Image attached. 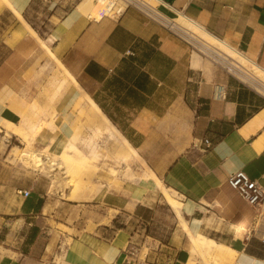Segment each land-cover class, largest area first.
Here are the masks:
<instances>
[{
  "label": "crops",
  "instance_id": "crops-1",
  "mask_svg": "<svg viewBox=\"0 0 264 264\" xmlns=\"http://www.w3.org/2000/svg\"><path fill=\"white\" fill-rule=\"evenodd\" d=\"M8 1L48 50L30 32L11 34L18 21L0 0V49H6L0 57V120L14 96L25 98L28 80L54 72L59 61L175 192L179 213L158 191L175 223L166 240H156L144 264H264V217L255 218L227 183L231 173L243 170L264 188V148L254 150L264 137V96L199 59L133 8L92 18L80 8L85 0ZM149 1L166 6L171 16L182 14L264 70V0ZM199 74L200 83L193 78ZM217 85L221 99L213 97ZM62 91L60 104H73L76 113L69 119L68 105L61 113L60 130L67 137L86 124L80 113L85 104L73 85ZM257 119L261 125L246 135ZM205 139L212 142L208 149ZM104 162L109 171L111 160ZM98 182L95 195L73 205L74 211L84 206L86 213L79 208L68 222L70 210L49 195L40 178L21 189L0 178V264H135L131 249L137 234H149L158 222L160 199L149 196L156 184L153 179ZM65 236L71 237L62 249Z\"/></svg>",
  "mask_w": 264,
  "mask_h": 264
},
{
  "label": "rangeland",
  "instance_id": "rangeland-1",
  "mask_svg": "<svg viewBox=\"0 0 264 264\" xmlns=\"http://www.w3.org/2000/svg\"><path fill=\"white\" fill-rule=\"evenodd\" d=\"M93 2L97 3V0H93ZM114 4L116 7L118 5V2H114ZM102 13L105 14L104 11H102ZM106 14L111 17L117 16V14L113 12ZM5 15L7 18L11 19L7 13ZM41 17L44 18V14H41ZM98 17L99 15L96 17L92 16V18H98ZM174 17L176 18L178 16L176 15ZM17 21L18 24L19 20L17 19ZM23 31L26 30H22L21 32ZM7 42L10 41L8 40ZM5 51H6L5 48L0 49V57L4 54ZM195 55L198 56V54ZM203 59L206 60L205 58ZM213 65L219 70L223 71L225 74H227L217 65L215 64ZM225 69L227 70L226 67ZM56 74L57 73L55 71L51 72L50 70H48L46 73H43L41 76L40 74L38 76L34 75L31 79L28 80L30 84L28 86L29 91L22 93L25 96L26 100H22L21 99L22 97L18 95L14 96L10 100L8 104L9 112L6 114V116H4V118L0 120V178L9 181V184L12 186V188H17V189L29 187L34 179L40 178L41 182L48 187L49 195L61 199L65 204V209L70 210L67 213H69L68 222H71L72 216L74 214L78 215L79 208L81 210L80 213L82 216L84 215V213H86L85 211L86 209L84 206H78L77 207L78 210L74 211L75 208L73 207V205L84 204L86 200H88L89 195H91L92 192H93L92 195H95L97 190H99L97 189V187L100 184L98 181L107 178L112 180L111 184H116V185L125 183L127 181H131L132 179V177H130L131 173H135L137 176H140L141 174L137 173L138 171L136 167H138L139 169L143 168L145 170V164L143 165L141 162L138 161L137 162L128 161V163L124 161V163L126 164H123V166L121 165L118 174L112 175L110 174L109 171H107L105 164H103L102 162H97L96 160L93 159H88L87 161L82 163L72 162L71 160L67 162V160L69 159L67 158V160H65L64 162L65 164L64 166L65 169L68 171L67 172L68 176L66 177V179H62V177H64V175H62V172H58V174L40 172L38 171V168L35 167L32 168V166L31 168L28 166L26 167L23 165L21 161L19 160L14 161L13 158H11L13 157L12 156L13 146H19L20 149H26V147H28L27 143L24 142L25 140L23 141V139H25V136H27V133L29 132L28 131L29 128L26 125L32 120V114L34 117L33 119H35V121L34 120L32 121L34 123L41 122L40 125L42 124L43 125L41 126L42 127L41 132H39V134L36 135V137L32 141L30 145V149L36 151H45L49 143H51L52 141L53 144L49 148H47L46 151L49 150L60 153L61 148L57 147L58 146L57 142H61V141L65 142L67 141L68 138H70L73 135L72 133L71 136L69 135L67 137L63 136L60 130L59 123L60 121L63 120V117H61V113L64 110V108L66 107L68 108V106L71 108L70 109L71 118L69 119L76 118V113L73 112V107H74L73 104H60L64 100V96L66 95V93L62 90H65V88H67L68 85L62 87L61 82L59 81L61 76L59 74L57 77ZM193 78L194 80L199 81V79L201 78V74L194 75ZM194 80L189 81L190 82L189 84H192ZM22 101H25L27 104L26 109L23 110L21 109L24 108L21 105ZM31 103H35V109L32 108L33 106H29ZM23 116H25L26 118H24ZM37 119L38 121H36ZM8 120L10 121L11 124L8 123ZM24 120L26 122H24ZM22 124L24 128L22 127ZM77 128L78 129L76 130L75 133H78V135L80 136L79 142L82 139H85L87 141L89 140L93 143H97L105 147L108 153L111 155V159L117 156L118 150L112 142L106 140L105 138H100L99 136H95L97 139L95 137H94L95 139H93L92 133L88 131V128L85 125L79 126ZM13 132H15V134H13ZM83 141L84 140H82L79 146L81 147L82 151L87 152L88 148L84 145ZM94 188L96 192L93 191ZM150 195L154 198L160 199V208L157 214L158 222L156 223V226L152 229V232H148L149 234H145V233L142 234L141 232L137 234L138 237L135 238L133 248L131 249V253H132L131 258L135 264L145 263L147 253L153 246H156L157 244L156 240H166L168 236V232L173 228L175 223L173 217L174 215L170 213L168 204L166 203L162 195L160 193H154V191L153 193L149 192V196ZM175 196L176 198L178 197L177 194ZM60 228H62L64 232L70 235L74 232L64 226H60ZM70 237L71 236H65L64 238H62V243H61L62 249H64V246H66L67 243L70 241ZM47 239L48 237L45 236L43 238V241L46 242ZM52 240L54 242L55 237ZM51 246L49 247L48 251H52ZM215 259L216 258L214 257L213 258L210 257L211 261ZM58 262L60 261L58 260Z\"/></svg>",
  "mask_w": 264,
  "mask_h": 264
},
{
  "label": "bare ground",
  "instance_id": "bare-ground-1",
  "mask_svg": "<svg viewBox=\"0 0 264 264\" xmlns=\"http://www.w3.org/2000/svg\"><path fill=\"white\" fill-rule=\"evenodd\" d=\"M2 2L5 6H7V8H9L11 12L14 13L16 18L19 20V23L13 26L11 33L17 34L20 33L22 30H26L27 32H30L36 38V40L47 49L44 41L24 20L23 16L14 8V6H12V4L8 0H2ZM114 2H118V5L116 7ZM80 6L79 7L82 9L84 14L87 13L86 15L91 17L92 16L96 17L100 15L99 13L102 11H104L105 13L113 12L120 14L124 9L122 3L119 0H97V3H94L93 0H85L83 5L81 4ZM178 17H176V22L183 27L185 32L188 34L187 37L195 44L198 50H202L206 52L207 55H209L210 57H212L214 60L217 61V64H221L224 67H226L228 73H230L235 79L245 84L254 92L264 96V70L258 64L250 61L249 60L250 58L248 59L247 57H245L237 49L227 44L226 42L222 41L221 39L215 37L213 34L208 32L204 28H201L197 23L188 20L182 14H178ZM49 54L51 53L49 52ZM197 57L201 59L199 55ZM55 62H56L55 72L57 73L56 74L57 77L59 74L61 76V78L59 79V81L61 82V86L65 87L67 85L68 86L73 85L74 87L79 89L83 95L84 101H82L81 104H85V106L80 110V113L83 122L84 123L86 122V124L84 125L87 126L88 131L92 133L93 139L96 138L95 136L100 137L101 135L106 140L112 142L118 150L117 156L111 159L105 147L81 138L82 140H84L83 141L84 145L88 148L87 152L82 151L81 147L79 146L82 140L79 142L80 136L78 135V133H74L65 142L63 141L57 142L58 144L57 147L61 148L60 153L49 150L46 151L47 148H49L53 144L52 141L51 143H49L45 151L32 150L30 149V145L34 140V138L36 137V135H38L39 132H41V128H42L41 126L43 125V124L40 125L41 122L40 123L37 122L39 124L34 123L32 120L35 121V119H33L34 117L32 114V120L27 125L25 123V125L29 128L28 129L29 132L27 133V136H25V139H23V141L25 140L24 142L27 143L28 147H26V149H20L19 146H13V153H12L13 157L11 156L10 157L13 158L14 161L15 160L21 161L23 165L26 167L28 166L31 168L32 166V168L33 167L38 168V171L40 172H46L50 174L51 173L58 174V172H62V175H64L62 179H66V177L68 176L67 174L68 171L65 169L64 166L65 165L64 162L65 160H67V158H69L67 162L71 160L72 162H79V163L85 162L88 159H93L96 160L97 162L103 161V163H105L104 161H106V159L111 160V162H109L108 169L114 175L118 174L121 165L126 164L124 163V161H126L127 163L128 161H139L144 165L145 163L138 154L137 150L133 148L129 144V142L120 134V132L111 124V122L106 118V116H104V114L100 111L97 105L90 99V97L81 90V88L73 79L72 75L65 68V66L57 60H55ZM21 99L26 100L23 97ZM21 105L22 107H24L21 108L22 110L26 109L27 104L25 101H22ZM29 106H33L32 108L35 109V103H31ZM263 116H264V112H263ZM23 117L26 118L25 116ZM36 121H38V119ZM24 122L26 121L24 120ZM8 123L11 124L9 120ZM261 123H262L261 119H257L255 122H253L249 126V129L246 130V135L249 132L254 131V129H256L259 125H261ZM13 134H15V132H13ZM263 148H264V137H262L255 144L254 150L255 152H260ZM130 177H132L131 180H134L135 182L143 179H153L157 187L154 193H158V191H161L167 202L173 207V209L177 213H179L180 205L173 198L175 192L166 188L162 183V181L156 177L154 172L147 165H145V170L143 174L137 176L135 173H131ZM195 245L197 247L198 242L195 241Z\"/></svg>",
  "mask_w": 264,
  "mask_h": 264
},
{
  "label": "built area",
  "instance_id": "built-area-1",
  "mask_svg": "<svg viewBox=\"0 0 264 264\" xmlns=\"http://www.w3.org/2000/svg\"><path fill=\"white\" fill-rule=\"evenodd\" d=\"M119 1L122 3V6L124 8L123 11L128 8L137 10L148 20L155 23L170 35L183 42L191 52L196 53L206 60L212 62L213 64L224 70L227 74L232 76L227 72L223 65L217 64V61L207 55L206 52L198 50L195 44L187 37L188 34L185 32L183 27L176 22V18L169 15L164 10L166 6L155 5L149 0ZM116 14L119 15V13ZM200 82L201 78L199 79L198 83ZM215 89L216 91L213 97L215 99H221L223 97V89L218 85L215 87ZM203 143L205 145V149H208L212 146V142L208 139L203 140ZM227 183L229 188L233 190L249 206V208H251V210L254 212L255 218L261 219L262 217H264V188L258 183L257 180L251 179L243 170H239L231 173L228 176ZM18 194L28 196L29 192L27 190H19Z\"/></svg>",
  "mask_w": 264,
  "mask_h": 264
}]
</instances>
